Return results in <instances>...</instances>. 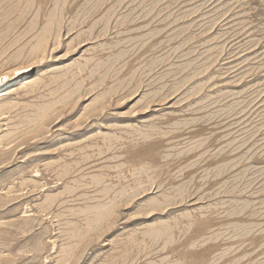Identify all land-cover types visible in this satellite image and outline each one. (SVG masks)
<instances>
[{"label":"rangeland","instance_id":"rangeland-1","mask_svg":"<svg viewBox=\"0 0 264 264\" xmlns=\"http://www.w3.org/2000/svg\"><path fill=\"white\" fill-rule=\"evenodd\" d=\"M2 74L0 264H264V0H0Z\"/></svg>","mask_w":264,"mask_h":264},{"label":"bare ground","instance_id":"bare-ground-1","mask_svg":"<svg viewBox=\"0 0 264 264\" xmlns=\"http://www.w3.org/2000/svg\"><path fill=\"white\" fill-rule=\"evenodd\" d=\"M41 46V45H40ZM18 68V67H17ZM19 68L14 70V75H16V72H19ZM12 71V70H11ZM6 74V73H5ZM2 74L0 75V91L5 90L4 88L9 86V82L11 81L7 75ZM8 88V87H7Z\"/></svg>","mask_w":264,"mask_h":264}]
</instances>
